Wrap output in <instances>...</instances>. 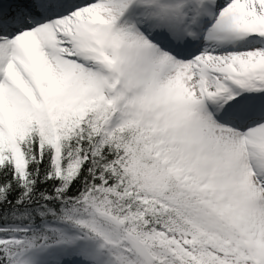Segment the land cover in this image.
Wrapping results in <instances>:
<instances>
[{"label": "snow or ice", "instance_id": "snow-or-ice-1", "mask_svg": "<svg viewBox=\"0 0 264 264\" xmlns=\"http://www.w3.org/2000/svg\"><path fill=\"white\" fill-rule=\"evenodd\" d=\"M0 264H264V0H0Z\"/></svg>", "mask_w": 264, "mask_h": 264}]
</instances>
